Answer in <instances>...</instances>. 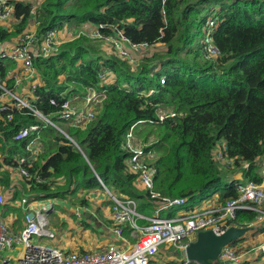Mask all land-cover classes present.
I'll return each mask as SVG.
<instances>
[{"label": "trees", "instance_id": "obj_1", "mask_svg": "<svg viewBox=\"0 0 264 264\" xmlns=\"http://www.w3.org/2000/svg\"><path fill=\"white\" fill-rule=\"evenodd\" d=\"M11 2L16 22L0 25V41L16 38L34 19L39 35L102 24L104 34L111 33L108 26H116L131 42H161L164 49L133 67L102 50L101 41L81 35L63 42L56 55L34 59L40 78L32 89L34 104L53 122L59 121L56 113L65 99L85 98L88 89L102 99L86 123L63 121L65 134L51 125L41 129L44 148L28 168L45 181L22 179L29 186L28 201L67 200L76 192L104 191L105 186L135 199L142 212L149 203L147 193L136 187L135 175L125 166L129 153L123 142L131 127L143 143L153 138L146 149L159 155L154 188L161 197H184L191 204L216 192L221 201L236 197L233 181L226 183L211 157L219 139L226 141L227 156L236 164L248 162L244 177L261 182L255 161L264 156V0H41L35 2V12L29 0ZM212 5L218 7L212 36L218 55L206 58L200 40L205 11ZM14 66V61L2 59L0 77L5 79ZM103 68L114 74L112 81L101 83ZM6 84L12 88L11 79ZM7 113L0 115V186L12 188L8 168L17 165L19 155H28L26 146L33 137L15 140L14 134L20 126L41 122L26 109L13 111L11 119ZM179 208L166 209L161 216H172ZM258 215L256 210H239L234 222L249 225Z\"/></svg>", "mask_w": 264, "mask_h": 264}, {"label": "built area", "instance_id": "obj_2", "mask_svg": "<svg viewBox=\"0 0 264 264\" xmlns=\"http://www.w3.org/2000/svg\"><path fill=\"white\" fill-rule=\"evenodd\" d=\"M11 1L0 0V25L4 27L11 26V24L4 25L13 17L14 5ZM31 3L32 12H35L36 4ZM217 8L214 5L210 6L202 28L203 35L200 45L206 58L218 55L212 38L213 31L219 21L217 10L213 11ZM14 21H16L15 17ZM104 27L105 25L102 24L83 23L81 27L75 29L68 27H64L62 30L49 29L42 35L38 34L36 27L35 29L27 27L14 39L13 43L0 41V61L6 59L15 62V66L7 71L5 79L0 77V115L3 111H8L7 119H11L13 111L26 109L45 121L44 124L36 122L20 126L14 134L15 140L33 136L26 146L28 155H19L17 165L9 167L19 174L20 179L27 182L35 180L38 183L45 181L37 171L31 172L28 166L42 149L41 129L46 125H51L62 131L57 123L43 115L34 104L36 97L32 95V89L38 84L36 82L38 74L33 64L34 59L56 55L63 42L81 35L101 41V48L107 54H115L134 65L145 57L151 56L158 46H162L161 42L155 44L131 42L116 26H108L111 33L104 34L101 32V28ZM17 65L20 74L31 81L28 90L20 95H17L12 88H8L6 84V79H11L12 71ZM98 76L102 83L109 79L112 81L114 74L103 68ZM160 80L163 83L164 76ZM17 82L15 79L12 84H17ZM151 92L153 90H150ZM101 95L94 89H88L85 102L89 106L83 108L70 99H65L60 104V110L56 113L58 122L67 121L74 125L86 123L93 117L94 109L102 99ZM50 101L55 104L54 99ZM163 116L161 114L160 119ZM149 145V142L143 143L135 137L132 127L124 137L123 148L129 153L125 166L129 173L135 175V185L147 193V200L152 206L151 216L147 217L140 213L135 199L126 195H116L104 186V191L110 202L111 234L118 239L119 244H109L94 249H70L43 243L37 238L44 237L53 240L57 237L54 228L49 227L48 218L54 209V203L49 202L41 205V201H28L27 197L22 196L20 205L24 220L17 228L12 225L16 218L14 217V221L9 223L3 214L6 199L5 195L0 192V264H162L157 256L160 254V246L163 245L182 250L184 253L178 262L164 264H199L188 259L185 255L187 245L195 239L198 231L211 229L215 233H221L232 224L238 225L234 221L239 210H256L264 213L262 210L264 181L261 183H255L252 180L234 182L236 197H229L212 205L207 202V204L189 210L184 209L187 201L184 197H161L154 188L155 162L158 153L156 150L146 149ZM211 157L218 165L232 166L235 164V158L227 156V144L224 139L215 142L211 149ZM241 165L243 168H247L248 162L242 161ZM173 207L180 208L172 216H161L160 213L163 209ZM82 212L83 209L79 207L75 209L74 213L77 218H80ZM29 215L31 216L29 217ZM139 219H145L146 223L140 224ZM162 252L164 253V250ZM255 252L257 254L264 253V243L256 246ZM217 260H222L225 264H242L235 244L223 247Z\"/></svg>", "mask_w": 264, "mask_h": 264}, {"label": "rangeland", "instance_id": "obj_3", "mask_svg": "<svg viewBox=\"0 0 264 264\" xmlns=\"http://www.w3.org/2000/svg\"><path fill=\"white\" fill-rule=\"evenodd\" d=\"M32 1L34 3L37 2V0H32ZM207 10H208V8L206 9L205 12H207ZM6 23L11 24V25L14 24V22L11 19H9ZM9 41L11 43H13L14 39H10ZM125 48L131 50L128 46H125ZM157 50H164L163 46H158L156 51ZM160 52H162V51H160ZM133 67H135V65H133ZM160 82H161V80H160ZM14 92L17 95H20L21 90L17 89V90H14ZM79 98L83 99L81 97H79ZM37 118L42 124L45 123V121H43L41 117H37ZM55 123H57L59 128H61L63 131H65V129H64V128H66L65 123H63V122H55ZM152 140H153V138L151 136L147 142H149L151 144ZM158 157H159V155H158ZM263 163H264V156L259 157L255 161V165H256V167H259V170H260V167ZM241 166L239 164H235L233 168H231V167L227 168V166H225L223 172L225 173L226 178L237 175L238 172L242 174V171L244 168ZM239 180L241 182H243L242 179H239ZM16 182H17L16 185H18V186L14 187V188H5V187L0 186V192L5 195V199H6L5 207H7L9 211L13 210V212L15 213V215L18 219L17 222L13 224V227L19 228V225L21 224L20 220L22 218V210H21L22 206L20 205V200H21L22 196L27 197V199H28L27 189L29 186H26V183L24 181L22 182L19 179H16ZM16 192H18V193H17V198L15 201L14 194ZM103 192L104 191H99V190H95L94 193L87 192V191H81V192H76L75 194H72L71 196H69V198H67V200H59L57 198H51V199H46L43 202H41L40 203L41 205H45L49 202L54 203V205H53L54 209L51 211L48 218L50 221L49 227L54 228V230L57 233L56 234L57 237L53 240H50V239L44 238V237L43 238H37V239L38 240L40 239L41 242H43V243L52 244L54 246L66 247L67 246V243H66L67 240H66V238H63V236H64V235H62L63 231H67L69 234L75 235V236H78V234H80L78 236L79 238H82L84 233L86 232L85 238H84V241L86 242V244H88L90 247H95V246L99 245L100 243L97 241L99 239V237L96 235V233L94 234V233H92V231H89V229H85V227H86L85 224H83V226H80L82 223V220L77 218V219H79L78 220L79 222L77 224L78 229H77V227H73L74 226L73 223L76 220V215L74 213V210L76 208H79V207L82 209H85V207H89L90 209H93V212L95 214L98 213L99 215H101V219H103L102 207H105L106 209L108 208V200H107V202H105L106 195ZM22 193H23V195H22ZM77 195H78V197L76 198ZM98 203H100V205H101V208L100 209L98 208L100 213L98 211H94L96 209L95 206L97 207ZM70 226H72V227H70ZM253 234L254 233H252V235ZM245 235L246 236L250 235V233H247ZM245 237H243V238H245ZM247 240H248L249 246L241 247L240 249H238V253H240V252L244 253L245 250L251 248L252 246H255L256 244L258 245V242H259L256 238H247ZM112 243L113 244H119L118 241H112ZM163 250H164V254L162 252ZM183 256H184V253L182 250L175 249L174 247L169 248V247H166L163 245V246H160V254L157 256V258H160V263L164 264V263H176ZM242 264H251V261H248L247 263L246 262L243 263V261H242Z\"/></svg>", "mask_w": 264, "mask_h": 264}, {"label": "crops", "instance_id": "obj_4", "mask_svg": "<svg viewBox=\"0 0 264 264\" xmlns=\"http://www.w3.org/2000/svg\"><path fill=\"white\" fill-rule=\"evenodd\" d=\"M40 1L41 0H37V2H40ZM29 2L31 3L33 1L29 0ZM11 20L14 23L16 22V21H14V16L11 17ZM4 25H8V23H4ZM28 27L31 28V29H35L36 22L34 21V19L31 21V23L29 24ZM13 39H16V38H13ZM10 77H11V80L14 78L12 80V83L15 82V79H17V81H18L17 84H12V90L13 91L17 90V89H20L21 90L20 93H24L26 90H28L31 81L27 80L22 74H20V69H19L18 65L14 68V70L12 71V74H11ZM36 82L37 83L40 82L39 76L36 77ZM70 100L73 101L74 103L78 104L80 108H83V107H85L87 105L86 102H85V98L80 99L79 97H73V98H70ZM41 144H42V149H43L44 145H43L42 141H41ZM261 157H263V156H261ZM241 162L238 163L240 166H241ZM234 165L227 166V168L228 167L233 168ZM218 166H219V169L221 170L222 174L226 178L225 173L223 172L224 168H225V165H218ZM9 171L11 172V178H12L11 181H12V184H13L12 188L17 187L18 185H16V183H17L16 179H19L21 181H22V179H20L19 174L17 172L15 173L14 170H12L11 168H9ZM257 172L259 173L260 177L262 178L261 182H263L264 181V163L261 165L260 170H259V167H257ZM239 179H242L243 181H249L248 178L244 177L243 172H242V174L238 172L237 175H234L232 177L226 178V183H229L231 181H233V183L237 182V181L241 182ZM136 187L139 188L138 186H136ZM103 193H105V191ZM22 195H23V193H22ZM105 195H106V193H105ZM64 200H66V199H64ZM107 200L108 199H107V195H106L105 202H107ZM203 201H205V202L203 203ZM207 202L210 205L214 204L215 202L220 203L221 200L219 199V193L216 192V193L210 195L209 197H207V198H205V199H203L201 201H198V202H196L194 204H191V202L186 201V203H185L186 206L184 205V209L185 210H189V209H192L193 207L202 206L203 204H207ZM95 208L96 209L94 211H98L99 212V209L101 208L100 203H98V206L97 207L95 206ZM3 209H4L3 214L5 215V218H6V220L9 223L14 221V217L17 218L15 213L12 212V211H9L7 207L4 206ZM168 209H171V208H168ZM21 210H22V207H21ZM102 210H103V219H101V215H99L98 213L95 214L93 212V209H90L89 207H85V209H83V212H82V214H81V216L79 218L80 220L89 223L90 228L85 227V229H89V231H92V233H94V234L96 233V235L99 237V239L97 241L100 244L95 246V247H90L88 244H86V242L84 241L86 232L84 233L82 238H79L78 236L80 234H78V236H75V235L69 234L67 231H63L62 235H64L63 238H66V240H67L66 241V243H67L66 247L67 248H70V249H94V248H98V247H101V246H106V245H109V244H113L112 241H118V239H116L111 234V231H110V224H109V222H110L109 221L110 202H109V200H108V208L106 209L105 207H102ZM262 210H264V205L262 207ZM163 211H164V209H163ZM74 212H75V210H74ZM140 213L145 215V216H147V217L151 216L152 215V206H151V204L147 203L146 207L142 210V212L140 211ZM161 213H162V211H161ZM79 219H77V217H76V220H75L76 222L74 221V223H73L74 226L73 227H77ZM143 220H145V219H143ZM249 225H251L253 227L249 232H247V233H250V235H247V236L244 235L243 237H245V236L246 237L245 238L242 237L241 238L242 240L238 241L235 244V247L237 249H240L243 246H249L247 238H256L259 241L258 245L264 243V213H260L259 212V215H258L256 221L253 222L252 224H249ZM80 226H83V224L81 223ZM70 227H72V226H70ZM91 227L94 228V230ZM77 229H78V227H77ZM252 233H254V234L252 235ZM256 245L252 246L251 248H249L247 250H245L244 253L243 252L239 253L241 261H243V263L244 262L247 263L248 261H251V264L264 263V253L257 254L255 252Z\"/></svg>", "mask_w": 264, "mask_h": 264}, {"label": "water", "instance_id": "obj_5", "mask_svg": "<svg viewBox=\"0 0 264 264\" xmlns=\"http://www.w3.org/2000/svg\"><path fill=\"white\" fill-rule=\"evenodd\" d=\"M59 131L65 134L63 130ZM252 228L251 225L232 224L221 233H215L211 229L200 230L187 245L185 255L199 264H225L224 261L217 260L222 248L242 238Z\"/></svg>", "mask_w": 264, "mask_h": 264}, {"label": "bare ground", "instance_id": "obj_6", "mask_svg": "<svg viewBox=\"0 0 264 264\" xmlns=\"http://www.w3.org/2000/svg\"><path fill=\"white\" fill-rule=\"evenodd\" d=\"M111 231V230H110Z\"/></svg>", "mask_w": 264, "mask_h": 264}]
</instances>
